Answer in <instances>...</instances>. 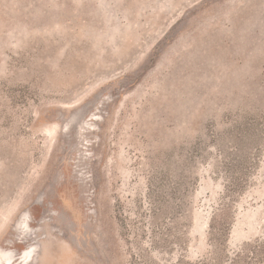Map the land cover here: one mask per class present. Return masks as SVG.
<instances>
[{
  "label": "rangeland",
  "instance_id": "rangeland-1",
  "mask_svg": "<svg viewBox=\"0 0 264 264\" xmlns=\"http://www.w3.org/2000/svg\"><path fill=\"white\" fill-rule=\"evenodd\" d=\"M0 250L264 264V0H0Z\"/></svg>",
  "mask_w": 264,
  "mask_h": 264
},
{
  "label": "bare ground",
  "instance_id": "bare-ground-1",
  "mask_svg": "<svg viewBox=\"0 0 264 264\" xmlns=\"http://www.w3.org/2000/svg\"><path fill=\"white\" fill-rule=\"evenodd\" d=\"M26 222V221H25ZM23 225V224H22ZM24 226H25V223H24ZM12 251V250H11ZM10 250H0V256H5L6 258V262L5 261H2L0 260V264H9V263H12L14 264V259H15V256H17L16 254H12ZM25 253L27 254H24L26 255V258H24L25 260H27V258H29L30 260L28 262H26L24 259L21 261L22 263L23 262H26L27 264L32 262L35 258V255L33 254L34 252L30 251V250H26ZM21 258V257H19ZM18 258V259H19Z\"/></svg>",
  "mask_w": 264,
  "mask_h": 264
}]
</instances>
